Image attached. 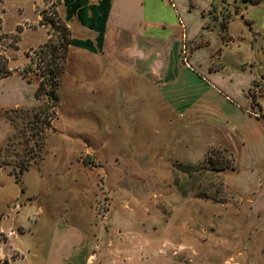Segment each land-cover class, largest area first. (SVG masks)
Wrapping results in <instances>:
<instances>
[{
	"label": "crops",
	"instance_id": "1",
	"mask_svg": "<svg viewBox=\"0 0 264 264\" xmlns=\"http://www.w3.org/2000/svg\"><path fill=\"white\" fill-rule=\"evenodd\" d=\"M58 7L73 42L57 131L48 137L54 159L66 154L79 178L81 153L92 147L106 163L132 165L158 183L172 177L164 165L225 149L233 165L222 171L224 199L178 200L199 205L206 233L264 264V0H60ZM22 77L0 78L14 80L2 108L36 104L37 83ZM114 133L121 143L112 161ZM45 164L34 170L35 183Z\"/></svg>",
	"mask_w": 264,
	"mask_h": 264
},
{
	"label": "rangeland",
	"instance_id": "2",
	"mask_svg": "<svg viewBox=\"0 0 264 264\" xmlns=\"http://www.w3.org/2000/svg\"><path fill=\"white\" fill-rule=\"evenodd\" d=\"M58 4L0 0V50L13 68L25 67L40 45L56 39L42 11L49 17ZM12 85L14 80L0 81V264H250L235 245L206 233L198 204L184 207L177 197L222 201V171L233 165L225 149L210 148L198 163L164 165L172 179L162 173L166 178L157 183L132 165L106 163L91 147L81 153V176L73 179L66 154L60 151L55 160L47 147L57 113L43 121L46 100L36 95L35 105L2 108ZM60 117L68 120L64 110ZM48 119L51 128H43ZM119 137L114 133L112 161L120 153ZM44 160L46 172L35 183L34 170ZM220 165L226 168L218 170ZM28 180L34 184L27 189Z\"/></svg>",
	"mask_w": 264,
	"mask_h": 264
},
{
	"label": "trees",
	"instance_id": "3",
	"mask_svg": "<svg viewBox=\"0 0 264 264\" xmlns=\"http://www.w3.org/2000/svg\"><path fill=\"white\" fill-rule=\"evenodd\" d=\"M60 2V0H59ZM55 3H53L54 5ZM53 15L49 17L45 16V12L42 11L43 20L46 19L47 23L54 29L56 33V39L45 42L40 45V47L35 50V56H30V62L27 63L22 69L13 68L10 65V60L8 56L1 53L0 50V78L7 77L18 71L22 74L28 81L37 83V89L35 95L38 99L46 100L42 105L41 113H44L46 117L54 116L57 113V108L60 104V87L63 80V75L66 70V63L68 58L69 48L73 42L72 31L69 26L63 21L60 12L57 8L53 9ZM226 19L229 17L225 16ZM46 22L42 21V24ZM225 27V22L223 24ZM34 74V76H30ZM51 128V120L48 119L47 125L43 128ZM45 133V131H44ZM44 138V136H43ZM44 139H42L41 144L35 147V155L41 150V146ZM33 155V156H35ZM210 161L212 158L210 157ZM31 164V159H28V164L25 169L29 168ZM225 165H220L218 170L225 169ZM19 179V178H18Z\"/></svg>",
	"mask_w": 264,
	"mask_h": 264
}]
</instances>
